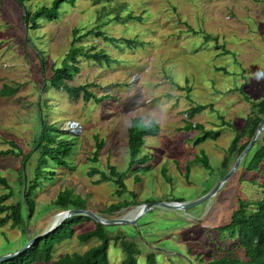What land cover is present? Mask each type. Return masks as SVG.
I'll list each match as a JSON object with an SVG mask.
<instances>
[{
    "label": "rangeland",
    "instance_id": "1",
    "mask_svg": "<svg viewBox=\"0 0 264 264\" xmlns=\"http://www.w3.org/2000/svg\"><path fill=\"white\" fill-rule=\"evenodd\" d=\"M52 1L29 0L25 6L33 11ZM110 1L123 5L122 16L131 12L140 20L122 17L109 23L105 19L101 23L107 24L102 29L108 36L133 38L141 44L129 47L119 41V48L94 35L77 43L83 48L103 49L112 59L107 64L78 57L79 71L67 82L90 83L89 90L101 98L97 102L49 87L48 77L51 67L60 65L69 49L72 29L78 27L85 32L97 25V11L102 4L93 0L63 3L57 19H40L36 29L27 30L19 5L14 0H0V150L9 148L11 140L26 152L32 150L41 118L57 128L52 137L71 143L67 167L50 163L47 168L53 176L44 179L36 191V210L26 219L24 231L9 223L0 225V257L22 248L48 228L58 212L52 201L66 187L87 196V209L103 217L125 216L145 200L173 198L189 202L203 196L231 169L239 155L233 152L228 165L224 168L221 164L234 133L252 112L246 96L254 101L264 97V0ZM207 34L212 38L205 39ZM215 44H224V48H216ZM5 86L14 87L16 92L2 95ZM198 105L205 107L191 114ZM135 116L159 126L156 135L146 137L139 153L151 157V167L138 173L141 180L137 183L134 172H128L125 183L129 191L135 192L137 204L110 215L105 213L109 204L131 201L132 196L116 195L113 182L95 183L99 175L90 177L87 171L92 166L106 173L108 165L120 171L127 168V127ZM189 123L200 124L210 133L217 131L218 137L195 144L201 132L187 129ZM263 137L264 130L259 140ZM100 140L103 145L93 163ZM255 148L206 201L184 212L150 210L134 224L110 228L113 232L120 228L130 237L135 235L144 252L156 249L163 264H205L223 255L245 260L236 239L219 234L217 227L228 222L238 198L251 201L263 195L260 184L264 182V160L257 171L244 170ZM202 156L207 157V167L196 161ZM35 160L33 155L30 161ZM19 167V160L13 156H0V172L14 191L10 202L22 197ZM163 169L169 180L162 175ZM25 172L28 177L32 175L30 162ZM4 191L0 186V193ZM22 213L28 216L25 207ZM93 226L92 220L85 221L76 232ZM96 243V239L83 243L74 237L56 245L53 257L83 252ZM108 257L109 264H119L123 257L113 242ZM139 260L143 264V256Z\"/></svg>",
    "mask_w": 264,
    "mask_h": 264
},
{
    "label": "trees",
    "instance_id": "2",
    "mask_svg": "<svg viewBox=\"0 0 264 264\" xmlns=\"http://www.w3.org/2000/svg\"><path fill=\"white\" fill-rule=\"evenodd\" d=\"M14 1L22 10L21 18L27 30L36 29L39 26L38 21L40 19H57L59 17L58 12L61 11V5L63 3L67 2L74 4L75 2V0H53L49 6H40L31 11L27 10L25 6V3L29 0ZM93 2L102 4L97 11V20L99 23L85 32H81L82 29L78 27L72 29V40L69 49L65 53L60 65H53L51 67L48 85L54 89H62L74 98L81 96L84 101L93 99L98 102L101 98L97 97L89 90L91 86L90 83L69 85L67 82L71 81L79 71L77 65L78 57L93 60L97 63H102L104 61L107 64L110 63L112 59L103 49L95 50L93 47L83 48L82 45H77V43L89 35H94L101 37L104 41L118 44L116 46L119 48L121 47L118 43L119 41H123L129 47L139 46L141 42L137 39H120L108 36L102 28L107 22L110 23L112 20H123L122 17L125 20H140V17L137 15L133 16L131 12L122 16L121 11L123 5H113L110 0H93ZM103 2L106 3L104 4ZM111 15L113 17H110ZM105 19H107V22L101 23ZM204 37L205 39L212 38L209 34ZM213 39L216 40V37L213 36ZM215 46L216 48H224V44H215ZM15 92L16 89L14 87L5 86L1 94L12 95ZM105 96L108 97L109 95ZM246 99L250 103L252 112L244 119V123L240 129L234 133L230 146L227 149V155H225L221 161L224 168L228 165L230 161L229 156L233 152L239 154L244 149L264 116V97L257 101L251 100L247 96ZM204 107L203 105L194 107L191 110V114ZM186 128L201 132V135L195 138V144L204 141L206 138L215 139L218 137L217 131L211 133L210 131L207 132L200 124L189 123ZM56 130L57 128L52 123L49 124L44 118H41L40 131L32 150L27 152L24 151L14 140L8 141L10 145L9 148L0 150V156H13L19 160L18 182L22 187L20 190L22 197L19 200L10 202V199L14 196V191L8 179L0 172V186L5 190L0 193V225L9 223L12 228L20 227L21 230L24 231L26 219H30L36 210V191L42 187L41 185L44 179L48 178V176H50L49 178L53 176L52 171H48L47 169L50 163L67 167V159L71 155V143L52 137L51 134ZM158 131L159 126L154 121L145 123L138 116L132 117L127 127L126 142L129 158L127 168L120 171L114 165H108L109 172L106 173L92 166L89 171H87L90 177L94 174L99 175V178L94 181L95 183L111 181L116 187V195L121 196L124 193H128L133 198L131 201L123 199L112 202L105 208V213L112 215L119 212L122 208L136 206V194L127 189L125 179L128 176V172L132 171L135 174L134 181L136 183L140 182L141 178L138 173L150 169L151 157L147 154L139 153L145 143L146 137L154 136ZM260 141L261 140L253 145L256 146V148L250 159L245 163L244 170L246 172L257 171L264 160V137L263 140ZM102 145L103 141L101 140L96 143L94 155L91 159L93 163L97 162L98 152ZM33 155H36L34 163L30 161ZM196 161H201L204 167L208 166L206 156L199 157ZM29 162L30 167L33 168V173L30 177H28L25 172V167ZM185 170V174L187 175V166ZM161 173L169 180L166 169H163ZM260 186L263 194L261 198L251 201L238 198L237 206L232 211L228 222L217 227L219 234L223 235L226 233L230 238L236 239L244 252L245 260L223 255L213 258L205 264H264V182L261 183ZM171 200L183 201V199L173 198H171ZM147 202L154 201L145 200L141 203ZM52 205L58 209V212L68 208L87 209V196L83 197L79 193H75L72 188L66 187L57 192L52 201ZM23 207L28 211V216L26 217H24L22 213ZM90 220L94 223L92 228L79 233L76 232V228L79 225ZM74 237L83 243L96 239L97 243L83 252H64L63 254L53 257V251L56 245ZM135 237V235L133 237L128 236L126 232L120 228H117L113 232L110 226L101 225L89 216L73 215L67 218L53 232L36 240L26 250L7 261L0 262V264H109L108 248L111 242H113L115 246H118L123 254L119 264H139V257L142 258V256L144 258V261H142L143 264H163L156 256V249H149L144 252ZM168 264L174 263L169 262Z\"/></svg>",
    "mask_w": 264,
    "mask_h": 264
},
{
    "label": "water",
    "instance_id": "3",
    "mask_svg": "<svg viewBox=\"0 0 264 264\" xmlns=\"http://www.w3.org/2000/svg\"><path fill=\"white\" fill-rule=\"evenodd\" d=\"M264 130V116L260 120L252 138L249 140L247 145L244 147V149L239 153L238 157L236 158V161L234 165L231 167V169L220 179V181L213 186L207 193H205L203 196L189 202L185 201H159V202H147L139 205L134 210L137 212H130L122 217H103L99 215L98 213L91 211L90 209H76V208H68L62 211H59L55 214L52 222L48 226L47 229H45L42 233L39 235L32 237L28 240V242L20 249L8 253L6 255H3L0 257V262L4 260H8L24 250H26L31 244H33L36 240L48 235L49 233L53 232L58 226H60L67 218L73 216V215H86L92 218L95 222L104 225V226H114V225H131L134 224L144 213L150 210L157 209L158 211H163L165 213H173L174 212H184L188 209L206 201L210 197L214 195V193L219 189V187L234 173L235 170L239 167L240 162L244 158V156L247 154V152L253 147V145L261 138L262 132Z\"/></svg>",
    "mask_w": 264,
    "mask_h": 264
},
{
    "label": "bare ground",
    "instance_id": "4",
    "mask_svg": "<svg viewBox=\"0 0 264 264\" xmlns=\"http://www.w3.org/2000/svg\"><path fill=\"white\" fill-rule=\"evenodd\" d=\"M134 212H137V210H136V211L134 210V211H133V214H134Z\"/></svg>",
    "mask_w": 264,
    "mask_h": 264
},
{
    "label": "built area",
    "instance_id": "5",
    "mask_svg": "<svg viewBox=\"0 0 264 264\" xmlns=\"http://www.w3.org/2000/svg\"><path fill=\"white\" fill-rule=\"evenodd\" d=\"M73 124V123H72Z\"/></svg>",
    "mask_w": 264,
    "mask_h": 264
}]
</instances>
